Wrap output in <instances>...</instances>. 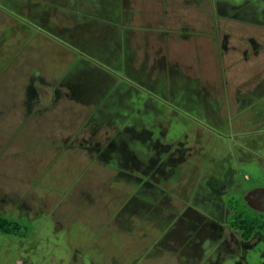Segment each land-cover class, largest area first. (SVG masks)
Returning <instances> with one entry per match:
<instances>
[{"label": "rangeland", "instance_id": "rangeland-1", "mask_svg": "<svg viewBox=\"0 0 264 264\" xmlns=\"http://www.w3.org/2000/svg\"><path fill=\"white\" fill-rule=\"evenodd\" d=\"M258 187L264 0H0V264H264Z\"/></svg>", "mask_w": 264, "mask_h": 264}, {"label": "trees", "instance_id": "trees-1", "mask_svg": "<svg viewBox=\"0 0 264 264\" xmlns=\"http://www.w3.org/2000/svg\"><path fill=\"white\" fill-rule=\"evenodd\" d=\"M244 206L248 207L245 203ZM242 208L240 207L236 213L232 214L231 219L228 221L229 226L240 231L241 238L244 240L250 239L256 229L259 228L263 231L262 240L264 242V213L253 210L254 212L251 214ZM17 229H19L17 222L0 216V230L9 232V230Z\"/></svg>", "mask_w": 264, "mask_h": 264}, {"label": "flooded vegetation", "instance_id": "flooded-vegetation-1", "mask_svg": "<svg viewBox=\"0 0 264 264\" xmlns=\"http://www.w3.org/2000/svg\"><path fill=\"white\" fill-rule=\"evenodd\" d=\"M175 153V152H173ZM185 153V149L181 150L179 152H176L175 154L173 155H170L169 156V160H174V161H177V160H182L183 158V155ZM174 161H171V162H174ZM256 201H254V205L258 208V209H253L251 208L252 210L254 211H257V212H261V213H264V196H260V195H257L254 197ZM249 207V206H248ZM250 208V207H249ZM229 225V224H228Z\"/></svg>", "mask_w": 264, "mask_h": 264}, {"label": "water", "instance_id": "water-1", "mask_svg": "<svg viewBox=\"0 0 264 264\" xmlns=\"http://www.w3.org/2000/svg\"><path fill=\"white\" fill-rule=\"evenodd\" d=\"M257 195L264 196V188L258 187L245 191L243 193V198L246 205L249 206L250 208L258 209L254 205V201H256L254 197Z\"/></svg>", "mask_w": 264, "mask_h": 264}, {"label": "crops", "instance_id": "crops-1", "mask_svg": "<svg viewBox=\"0 0 264 264\" xmlns=\"http://www.w3.org/2000/svg\"><path fill=\"white\" fill-rule=\"evenodd\" d=\"M161 28L164 30V28H163V27H161ZM168 29H169V30H168ZM168 29H167V31H170V28H168ZM167 46H168V45H167ZM187 67H189V66H187Z\"/></svg>", "mask_w": 264, "mask_h": 264}]
</instances>
